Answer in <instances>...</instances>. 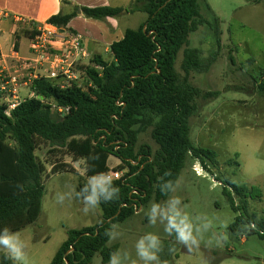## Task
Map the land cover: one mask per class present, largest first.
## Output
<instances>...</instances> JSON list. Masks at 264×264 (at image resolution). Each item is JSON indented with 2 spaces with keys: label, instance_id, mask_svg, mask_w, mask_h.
Listing matches in <instances>:
<instances>
[{
  "label": "trees",
  "instance_id": "16d2710c",
  "mask_svg": "<svg viewBox=\"0 0 264 264\" xmlns=\"http://www.w3.org/2000/svg\"><path fill=\"white\" fill-rule=\"evenodd\" d=\"M137 12L147 14L146 21L137 29H127L123 39L110 46L112 60L93 55L90 65L81 68L90 91L74 83L61 87L57 81L42 77L31 85L35 97L21 103L10 117L0 105V229L8 227L18 233L42 214L46 169L36 156L40 145L65 149L75 161L84 160L87 177L112 170L123 172L121 179L114 180L120 189L118 199L100 205V224L68 230L66 241L50 264H92L97 254L102 264H108L110 254L119 246L108 245L107 229L127 221L153 196L154 203L165 201L188 157L208 171L209 163L216 164V152L196 147L190 137V120L197 114L195 100L200 91L190 85L189 77L192 72H208L212 61L202 59L199 50L190 48L189 38L205 24L215 32L219 30L217 18L213 23L203 19L199 0H134L128 8L75 5L70 13L61 11L50 17L47 24L66 31L78 14L107 22L108 18ZM26 32L30 38L36 34ZM183 47L181 68L185 76L181 80L175 63ZM218 95L208 92L204 96ZM53 105L69 112L63 116ZM150 128L158 149L152 152L142 146L137 151L140 134ZM110 157L117 158L120 165L111 169ZM59 168L53 166L55 172ZM167 171L171 175H166ZM84 185H79L77 193ZM225 186L231 208L239 214L242 207H238L233 192L243 197L240 191L245 193L246 188L233 181ZM231 230L243 235L264 232V221L242 213L236 216ZM174 253V246L163 247L159 254L162 264ZM0 264L12 261L2 253Z\"/></svg>",
  "mask_w": 264,
  "mask_h": 264
},
{
  "label": "rangeland",
  "instance_id": "374dc122",
  "mask_svg": "<svg viewBox=\"0 0 264 264\" xmlns=\"http://www.w3.org/2000/svg\"><path fill=\"white\" fill-rule=\"evenodd\" d=\"M112 1L116 6L128 8L134 0ZM199 1L203 19L213 23L217 18L219 30L215 32L205 24L189 38V47L199 50L202 59L212 61L208 72H192L189 77L190 85L200 91L195 100L197 114L190 120V137L196 147L215 151L217 159L214 166L209 163L211 171H208L188 157L177 184L160 205L163 207L172 197L179 196L183 211L193 223L202 229L205 224L208 227L199 234L198 246L177 242L164 232L162 223L149 225L145 213L154 203L153 196L139 212L112 228L118 235L109 245L120 246L123 264L137 259L135 243L146 232L159 234L163 247L174 246V255L163 264H264V232L256 230L255 234L243 235L231 230L236 216L242 213L264 221V91L261 88L264 87V0ZM126 15L129 14L123 17L130 29L139 28L147 19V14L141 12ZM26 28L24 24L17 33L20 38L17 49L22 54H26L29 45ZM185 48L175 63L181 80L185 76L181 68ZM97 54L112 60L110 52L100 51L88 54L74 66L77 84L85 92L90 91V85L81 68L89 66ZM62 78L61 81H69ZM208 92L219 95L207 98L204 95ZM21 96L29 98L27 87H22ZM137 145V151L142 146L150 147L152 152L158 149L152 128L140 134ZM36 156L46 169L43 211L34 224L18 234L27 244V264H48L66 241L68 230L100 224L102 211L99 207L85 214L82 199L76 195L79 185L88 179L84 160L75 161L65 149L50 145H40ZM114 163H117L115 158H111L112 168L117 167ZM54 165L61 168L55 172ZM227 181L246 188L245 193L240 191L243 197L233 192L238 207H242L239 214L232 210L224 193ZM57 193H66L71 199L57 203ZM124 253H129L128 257ZM92 264H102L99 254Z\"/></svg>",
  "mask_w": 264,
  "mask_h": 264
},
{
  "label": "clouds",
  "instance_id": "9594fccd",
  "mask_svg": "<svg viewBox=\"0 0 264 264\" xmlns=\"http://www.w3.org/2000/svg\"><path fill=\"white\" fill-rule=\"evenodd\" d=\"M171 175L170 171L165 172ZM114 177L111 173L100 172L89 176L85 185L76 195L82 197L81 202L85 214L95 212L101 203H110L119 197L120 189L114 186ZM169 187L172 182L169 181ZM57 203L63 204L65 199H71L66 193H57ZM150 226L158 222L164 225V232L168 236H175L177 242L185 246H198L199 234L206 230L208 225L201 226L194 224L192 219L182 209V200L179 196L172 197L163 207L159 203H152L150 210L145 213ZM254 227V226H253ZM110 241L116 240L117 235L111 228L105 231ZM27 244L20 238L18 233L12 232L8 227L0 229V251L5 257L12 261V264H27ZM163 251V242L156 232H146L135 243V255L131 264H162L160 253ZM171 251V249H170ZM129 253H124L128 257ZM108 264H123L120 251L110 254Z\"/></svg>",
  "mask_w": 264,
  "mask_h": 264
},
{
  "label": "crops",
  "instance_id": "0c3cea01",
  "mask_svg": "<svg viewBox=\"0 0 264 264\" xmlns=\"http://www.w3.org/2000/svg\"><path fill=\"white\" fill-rule=\"evenodd\" d=\"M75 5L90 8L106 6L126 7L116 6L112 0H0V71L14 74L18 67L16 54L22 58L30 56L29 45L26 54H22L18 49H16L17 52L14 50L15 44H18L20 40L17 37V33H19L24 24L27 25L26 31L34 30L40 25L46 24L50 17L57 15L61 11L70 13L69 9L72 10ZM130 15L132 14L126 16ZM127 29L130 28L127 27L123 16L108 18L107 23H105L87 19L78 14L68 25V30H73L82 36L88 54L100 51L109 52L110 46L114 42L123 39ZM28 40L30 41V38ZM111 158L115 157H110L108 161V166L112 169L110 166ZM115 162H117L114 163L117 166L120 165V161L117 158H115ZM114 245L111 244L109 246ZM51 260L48 264H50Z\"/></svg>",
  "mask_w": 264,
  "mask_h": 264
},
{
  "label": "built area",
  "instance_id": "2783aa9c",
  "mask_svg": "<svg viewBox=\"0 0 264 264\" xmlns=\"http://www.w3.org/2000/svg\"><path fill=\"white\" fill-rule=\"evenodd\" d=\"M31 31L36 34L29 41L30 56L22 58L16 54L18 67L14 74L0 71L2 93L0 105L5 106L6 115L9 117L21 103L35 97L31 85L38 78L55 80L61 87L77 84L78 75L74 71V66L78 61L88 57L84 40L77 33L61 31L47 23ZM14 50L17 52L15 46ZM62 77L68 78L69 81H61ZM22 87L29 89L28 99L22 98ZM53 109L63 116L69 112L68 108L55 105ZM109 173L117 177L114 180H119L123 176V172L119 171L112 170Z\"/></svg>",
  "mask_w": 264,
  "mask_h": 264
},
{
  "label": "water",
  "instance_id": "95a60500",
  "mask_svg": "<svg viewBox=\"0 0 264 264\" xmlns=\"http://www.w3.org/2000/svg\"><path fill=\"white\" fill-rule=\"evenodd\" d=\"M79 13H81V12H79Z\"/></svg>",
  "mask_w": 264,
  "mask_h": 264
}]
</instances>
